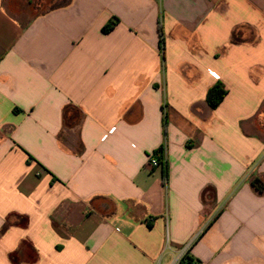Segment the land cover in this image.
Masks as SVG:
<instances>
[{"label":"crops","instance_id":"crops-1","mask_svg":"<svg viewBox=\"0 0 264 264\" xmlns=\"http://www.w3.org/2000/svg\"><path fill=\"white\" fill-rule=\"evenodd\" d=\"M256 178L264 0H0V264H264Z\"/></svg>","mask_w":264,"mask_h":264},{"label":"trees","instance_id":"trees-1","mask_svg":"<svg viewBox=\"0 0 264 264\" xmlns=\"http://www.w3.org/2000/svg\"><path fill=\"white\" fill-rule=\"evenodd\" d=\"M113 28V23L112 24H108L105 25L102 28V32L103 33H108L109 31H111ZM160 35H161V30H160ZM160 43L162 44V40L160 39ZM226 90L224 88V86L222 85V83L220 82H216L214 85H212L206 92V96L205 97V102L207 104V106L210 109H215L218 107V105L222 102V100L224 99V97L226 96ZM252 185L259 191V192H264V183L263 181L261 182L259 179H254L252 181ZM183 262H185V264H194L193 262H191L187 257H185L183 259Z\"/></svg>","mask_w":264,"mask_h":264},{"label":"built area","instance_id":"built-area-1","mask_svg":"<svg viewBox=\"0 0 264 264\" xmlns=\"http://www.w3.org/2000/svg\"><path fill=\"white\" fill-rule=\"evenodd\" d=\"M149 164H151V166H153V167L160 165L159 162L154 157L149 158ZM190 245H191V243L187 244L185 247L180 249L179 255L175 260V262L177 264L182 263L183 259L185 258L186 254H187L189 247H191Z\"/></svg>","mask_w":264,"mask_h":264}]
</instances>
